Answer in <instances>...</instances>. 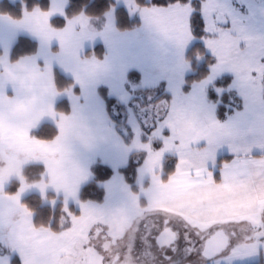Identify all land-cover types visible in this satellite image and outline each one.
<instances>
[{
    "label": "snow or ice",
    "instance_id": "1",
    "mask_svg": "<svg viewBox=\"0 0 264 264\" xmlns=\"http://www.w3.org/2000/svg\"><path fill=\"white\" fill-rule=\"evenodd\" d=\"M130 6L159 34L161 47L171 43L182 49L192 38L195 9L188 0H174L167 6ZM62 7L59 0H53L48 11L36 7L11 21L39 39L43 64L35 57L9 62L6 53L0 56V156L21 164L43 161L48 183L58 192L63 190L67 200L76 196L78 185L87 177L86 170L72 159V143L79 140L91 147L94 137L76 116L54 111L57 89L52 62H59L81 82L96 77L102 69L77 56L81 42L95 35L87 17L76 16L62 29L50 23L55 13L63 15ZM202 9L205 30L219 34L206 42L217 58L212 73L226 69L235 73L236 86L247 101L246 114L222 124L212 115L204 85L188 96L177 85L175 99L161 106L149 129L151 137L169 130L163 148L153 151L150 143H140L136 129L135 147L148 153L141 173H150L152 179V186L145 190L147 203L141 205L132 195L126 208L115 211L82 204V214L69 213L56 231L34 226L31 211L20 202L27 188L37 187L43 193L48 186L44 179L36 185L22 184L14 195H7L0 181V264H12V253L20 257V264H158V253L174 249L178 228L185 230L186 238L189 234L202 238L201 254L206 258L218 256L233 239L239 242L232 248L233 257L258 251L264 242V157L253 158L252 145L245 138L258 131L255 143L264 149V118L258 123L254 119L264 113V48L256 47L258 39L241 25L227 0H205ZM229 19L236 35L218 27ZM54 39L61 49L56 54L50 51ZM241 40L246 42L243 49ZM9 84L12 96L6 93ZM45 116L58 117L59 132L51 140L30 135V129ZM202 141L203 147L199 146ZM225 142L235 155L223 164L217 182L207 165ZM166 151L178 153L179 161L162 181L161 160Z\"/></svg>",
    "mask_w": 264,
    "mask_h": 264
},
{
    "label": "rangeland",
    "instance_id": "2",
    "mask_svg": "<svg viewBox=\"0 0 264 264\" xmlns=\"http://www.w3.org/2000/svg\"><path fill=\"white\" fill-rule=\"evenodd\" d=\"M196 1L189 0L188 2L192 4ZM218 2L222 3L224 0H218ZM227 3L241 25L250 28L251 35L258 39L256 47L258 49L264 48V40H260L264 39V0H227ZM130 5L138 4L135 0H114L111 9L101 17L93 18L86 16L84 13L79 14L88 18L90 28L94 30L95 35L91 39H85L81 42L77 56L81 61L95 62L101 67L102 71L96 77L86 82L78 81L73 72L67 70L57 61L52 62V65L54 62L58 64L57 66L60 67L61 72L70 73L69 75L72 76L75 84L81 89L80 96H76L72 91H68L67 96L65 95L71 105V113L67 116H76L81 123L91 129L94 137L91 147L85 146L79 140H74L72 143V159L77 165L86 170L87 177L78 185L75 197H68L66 200L63 190L58 192L55 189L64 204L63 218H67L69 213L75 216L82 214V204H89L111 211L123 209L130 203L132 195L137 197L141 205L147 203L145 190L152 186V179L150 173H141L148 153L146 150L135 147L136 129H139L140 132L138 137L140 143H150L153 151H159L163 148V137L170 135L169 130L165 128L162 130L160 137H151L149 129L154 115L161 111V106H166V102H172L175 99L174 89L177 85H179L180 91L185 96L190 95L199 85H204L205 99L209 103L212 115L215 120L222 124L234 121L241 114L247 112V101L241 94L239 87L236 86L235 73L227 69L215 75L212 73L217 58L211 49L207 47L206 42L208 39L216 38L219 35L218 33L213 34L205 30V36L198 39L204 44L207 52L216 60L214 64L209 66V74L200 81L194 82L190 90L185 92L183 90L185 77L193 73L186 55L195 42V38L192 36L182 49H177L171 43L161 47L159 45L161 39L159 34L145 22L141 12L135 6ZM119 6L124 7L131 18L138 19L140 25L124 32L118 31L115 27V10ZM200 13L204 22H206L202 8ZM218 27L236 35L231 19L227 24L222 23ZM5 38V36H0V56L6 53L9 60L8 43L10 38ZM98 44H103L106 48V54L102 60L94 56L92 58L84 56L86 50L93 49ZM245 46L246 42L241 40L240 47L243 49ZM54 53H59V51L56 50ZM198 58L200 63L204 60L202 56ZM131 70L139 72L137 80L127 76ZM226 74L232 75L233 79L227 88L218 90L219 97H217V100L220 102L221 94L224 91L229 92L225 108L227 110L231 109L232 112L228 111L224 119L219 120L216 115L217 104L208 99V91L218 78ZM101 85L108 88L109 96L114 97L118 103H116L117 106L112 105L111 114L105 112L104 103L98 94V88ZM7 87L10 90V84ZM13 94L12 92L11 95ZM235 94L239 96L236 97ZM263 114L256 116L257 123L261 118H264ZM109 115L112 116V119ZM55 126L58 129V123ZM258 138V131L249 133L245 138L246 142L252 145L250 155L253 158L264 157L256 155V153L264 154V149L256 146L255 141ZM199 146H205V142L202 141ZM234 155L228 142L223 143L216 149L214 160L209 161L207 166L213 173L215 180L214 173L218 172L220 179L216 180L217 182L221 180L223 164L230 162ZM168 156H172V159L168 162L175 160V165H177L179 161V155L175 151L164 152L161 160L162 181L168 179L166 177V180H163V175L167 173L164 166L165 159ZM224 156H230L231 158L223 161L222 165L218 166V160ZM97 161L109 165L113 169V175L109 180L102 183L105 189V199L102 203L85 202L79 199L78 193L82 186L92 178L91 167ZM130 161L136 165L134 188L126 182L123 174L119 172V168L128 165ZM43 178L45 180V175H43ZM29 189L24 192L31 191L32 187ZM71 204L74 205L73 208H70ZM77 210L78 214H76ZM201 239L195 234H189L186 238L185 230L178 228L174 249H167L164 253H158V264H187L189 262H199L200 264H255L261 261L264 262V242L259 245L258 251L251 256L233 257L231 255L232 248L239 243L236 239H233L229 246L218 256L206 259L201 254ZM13 254H11V258Z\"/></svg>",
    "mask_w": 264,
    "mask_h": 264
},
{
    "label": "trees",
    "instance_id": "3",
    "mask_svg": "<svg viewBox=\"0 0 264 264\" xmlns=\"http://www.w3.org/2000/svg\"><path fill=\"white\" fill-rule=\"evenodd\" d=\"M140 6H152L160 5L167 6L174 3V0H135ZM189 1V0H188ZM48 0H20L17 2H11L9 0L0 1V13L8 15L12 18H21L24 10H32L35 7L45 9ZM202 2L204 0H197L192 3L195 11L192 14V19L196 23L192 27V36L195 38V42L187 51L186 58L189 61L193 73L185 77V86L183 90L188 92L192 84L196 81H200L209 74V66L214 64L215 57L207 52L204 44L198 39L205 36V22L203 16L200 13L202 8ZM114 3V0H68L65 13L61 17H55L50 20V23L57 29L63 28L68 20L74 18L80 13H84L88 17H101L107 11H109ZM115 27L118 31L124 32L127 30L134 29L140 25L138 19L131 18L129 12L122 6H119L115 10ZM197 39V40H196ZM37 50V42L29 37L20 36L15 42L12 50L10 59L12 62L18 61L21 57L26 55L34 54ZM93 53L96 58L102 59L106 53V49L103 44L96 45L93 49L87 50L86 54ZM199 56L204 57V60L200 63ZM129 78L137 80L139 78V72L131 70L128 73ZM232 75L226 74L218 78L208 91V99L217 104L216 115L219 120L224 119L228 111L225 104L228 102L226 99L229 96V92L224 91L218 102L219 97L218 90L227 88L232 81ZM55 85L59 92H67L71 90L74 94H80V88L74 83V80L58 71H55ZM107 87H99V95L103 100L106 110L109 114L112 113V105L117 106V101L114 97L109 96ZM236 97L239 96L235 94ZM240 99V97H239ZM117 103V104H116ZM120 105V104H119ZM122 109V108H121ZM56 110L64 114L71 112L70 101L67 98H63L56 104ZM58 134V129L54 124L44 123L37 129L33 130L31 135L38 139H52ZM230 156L221 157L218 160V166H221L223 161L229 160ZM172 156H168L165 159L166 174L163 175V180L175 171L176 161L172 160ZM135 168L136 165L129 162L128 165L119 168V172L123 174L126 182L134 188L135 181ZM45 168L40 164H31L24 167V175L29 181H38L42 178ZM92 178L82 186L79 199L82 201H93L102 203L105 199V189L102 183L109 180L113 175V169L100 161L94 163L91 167ZM216 180L220 179L218 172L215 173ZM20 187V182L12 180L6 192L13 194ZM56 201V202H55ZM21 203L26 206L32 213L33 223L35 226H48L52 230H59L61 220L63 218V207L64 204L61 200V196L54 192H48L44 195L31 193L22 198ZM74 205L71 204L70 208ZM78 214V210L77 213ZM12 264H20L17 257L12 258ZM255 264H264V262H258Z\"/></svg>",
    "mask_w": 264,
    "mask_h": 264
},
{
    "label": "crops",
    "instance_id": "4",
    "mask_svg": "<svg viewBox=\"0 0 264 264\" xmlns=\"http://www.w3.org/2000/svg\"><path fill=\"white\" fill-rule=\"evenodd\" d=\"M1 1V0H0ZM9 1H11V2H17V1H20V0H9ZM59 2L62 4V11H63V15H64V13H65V9H66V6H67V3H68V0H59ZM52 3H53V0H48V2H47V6H46V8L45 9H42V8H40L41 10H43V11H48L50 8H51V5H52ZM36 8V7H35ZM33 10V9H32ZM25 11V10H24ZM24 11H23V14H24ZM28 11H31V10H28ZM23 14H22V16H21V18L23 17ZM63 15H61L59 12H57V13H55L54 15H52L51 17H50V20L52 19V18H55V17H61V16H63ZM76 17V16H75ZM21 18H19V19H21ZM19 19H15V18H12V17H10V16H8V15H4V14H1L0 13V36H5L6 38L5 39H9L10 38V40H9V43H8V48H9V50L11 51L12 50V48H13V46H14V44H15V42L17 41V39L20 37V36H26V37H29V38H31V39H33V40H35L36 42H37V50H36V52L34 53V54H31V55H26V56H23V57H21L19 60H21L22 58L23 59H27V58H33V57H35L36 58V60H37V62L38 63H40V64H43V58H42V56L40 55V41H39V39L32 33V32H30L29 30H27L26 28H22V27H18V26H15L13 23H11V21H16V20H19ZM67 26V24L64 26V27H66ZM63 27V28H64ZM62 29V28H61ZM105 47V46H104ZM58 50L59 52H60V44H59V42L57 41V40H53L52 42H51V44H50V51H51V53H53V54H55L54 53V51H56V50ZM106 49V48H105ZM88 50H90V49H88ZM9 51V62H12L11 61V59H10V56H11V52ZM86 52H87V50L84 52V56L85 57H88V58H92V56H94L93 55V53H91V54H89V55H87L86 54ZM106 54V53H105ZM105 56V55H104ZM95 57V56H94ZM96 58V57H95ZM97 59H99V58H97ZM103 59V58H102ZM102 59H99V60H102ZM18 60V61H19ZM58 64L56 63V62H54L53 63V65H52V75H53V82H54V84H55V71H58V72H60V73H62V74H64V75H66V76H69V77H71L72 78V76L71 75H69L70 73H64V72H61L60 71V67H58L57 66ZM128 76V75H127ZM75 83V82H74ZM56 86V85H55ZM102 86V85H101ZM8 88V87H7ZM6 88V92H7V94L9 95V96H12L11 95V93L13 92V89H12V86L10 85V90L9 89H7ZM80 88V87H79ZM57 89V88H56ZM68 91H71V90H68ZM67 91V92H68ZM67 92H59L58 90H57V95L52 99V104H53V109H54V111L56 112V113H58V114H63V115H69V114H64V113H62V112H59V111H57L56 110V104L60 101V100H62L63 98H65L66 96H67ZM73 93V92H72ZM98 94H99V88H98ZM109 94V93H108ZM14 95V94H13ZM66 95V96H65ZM76 95V94H75ZM81 95V89H80V94L79 95H76V96H80ZM100 96V95H99ZM101 98V97H100ZM103 101V100H102ZM104 103V102H103ZM104 106H105V104H104ZM105 112L106 113H108L107 112V110H106V106H105ZM109 114V113H108ZM262 114V113H261ZM260 113H258L257 115H261ZM263 116H264V114H263ZM109 117L112 119V116L111 115H109ZM255 120L257 119L256 117L254 118ZM57 121H58V117L56 118V119H53L52 117H48V116H45V117H42L41 118V120L37 123V125L35 126V127H33L32 129H30V135H31V133H32V131L33 130H35V129H37L39 126H41L42 124H44V123H50V124H54V125H56V123H57ZM59 132V131H58ZM58 135V134H57ZM32 136V135H31ZM44 140H48V139H44ZM49 140H51V139H49ZM256 155H258V156H264V154H259V153H256ZM31 164H40V165H43L44 166V168H45V165H44V163H43V161H39V160H32V161H29V162H27L26 164H24V167L25 166H27V165H31ZM45 172H46V168H45ZM45 172L43 173V175H45ZM43 175H42V178L41 179H44L43 178ZM214 176H215V173H214ZM49 177H47L46 175H45V182H49ZM8 185L9 184H7V185H5V188H4V191L6 192V188L8 187ZM48 185H49V187L42 193L41 191H40V189L39 188H37V187H32V189H31V191H26V192H23L22 194H20V202H21V200H22V198L23 197H25L26 195H28V194H31V193H37V194H41V195H44V194H46V193H48V192H54V193H56L57 194V192L55 191V188L50 184V183H48ZM20 186H22V184H20ZM20 188V187H19ZM30 190V189H29ZM81 190V189H80ZM80 190H79V193H80ZM19 191V189L15 192V193H13V194H11V195H14V194H16L17 192ZM7 193V192H6ZM79 193H78V197H79ZM8 194H10V193H8ZM31 219H32V222H33V218L31 217ZM34 224V223H33ZM35 226V225H34ZM17 257L18 258V260H19V263H20V257L17 255V254H13L12 255V258L13 257ZM11 258V259H12ZM264 258V257H263ZM187 264H200L199 262L198 263H196V262H189V263H187Z\"/></svg>",
    "mask_w": 264,
    "mask_h": 264
},
{
    "label": "clouds",
    "instance_id": "5",
    "mask_svg": "<svg viewBox=\"0 0 264 264\" xmlns=\"http://www.w3.org/2000/svg\"><path fill=\"white\" fill-rule=\"evenodd\" d=\"M12 180H16L20 182L21 184H28V185H36L41 182V179L38 181L28 180V178L24 175V164H21L17 160L11 159L6 155L0 156V181L3 182L2 184L3 191L5 188V185L9 184ZM45 183L47 184V182ZM48 187L49 185L47 186V188ZM6 194L11 195L8 193Z\"/></svg>",
    "mask_w": 264,
    "mask_h": 264
},
{
    "label": "water",
    "instance_id": "6",
    "mask_svg": "<svg viewBox=\"0 0 264 264\" xmlns=\"http://www.w3.org/2000/svg\"><path fill=\"white\" fill-rule=\"evenodd\" d=\"M177 240V239H176ZM176 240H175V242H176ZM175 242H174V244H175ZM167 250V249H166ZM166 250H164V252H166ZM203 256V255H202ZM204 257V256H203ZM213 257H215V256H213ZM213 257H210V258H206V257H204V258H206V259H211V258H213Z\"/></svg>",
    "mask_w": 264,
    "mask_h": 264
}]
</instances>
